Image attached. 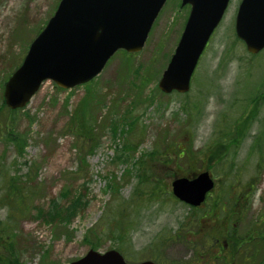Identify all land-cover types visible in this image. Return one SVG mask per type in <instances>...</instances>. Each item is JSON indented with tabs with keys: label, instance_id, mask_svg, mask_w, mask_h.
I'll return each instance as SVG.
<instances>
[{
	"label": "rangeland",
	"instance_id": "1",
	"mask_svg": "<svg viewBox=\"0 0 264 264\" xmlns=\"http://www.w3.org/2000/svg\"><path fill=\"white\" fill-rule=\"evenodd\" d=\"M240 1H229L185 94H164L157 86L189 13L180 0H167L142 50L130 54L128 72L122 55L116 54L92 84L59 90L44 81L28 104L13 113L3 100L4 84L59 0H0V197L7 171L24 183L29 176L26 194L27 189L33 193L29 211L15 212L14 219L0 203V228L10 229L12 237L3 242L7 251L0 247V264H69L94 249L91 244L99 253H125L130 262L160 254L159 263L190 264L195 252H207L211 245L203 239L194 244L190 235L206 236L196 232L200 228L222 239L225 212L242 207L243 228L253 227L261 215L264 219V49L253 56L236 38ZM148 71L152 76L141 88ZM88 93L97 101L99 128L92 142L77 138L69 125L70 113ZM110 114L115 133L106 123ZM124 117L133 121L132 128L123 126ZM125 146L130 148L118 153ZM151 151H158L149 169L160 181L157 194L128 205L136 183L134 160ZM173 151L190 154L169 161L165 154ZM205 151L226 155L210 165ZM204 170L216 186L193 212L172 197L170 182L174 176ZM218 196L223 205L219 219L208 214ZM77 198L80 203L71 217L48 218L37 209L64 213ZM203 214L208 216L202 219ZM124 223L128 233L118 240L110 229ZM173 236L164 245V238Z\"/></svg>",
	"mask_w": 264,
	"mask_h": 264
},
{
	"label": "water",
	"instance_id": "2",
	"mask_svg": "<svg viewBox=\"0 0 264 264\" xmlns=\"http://www.w3.org/2000/svg\"><path fill=\"white\" fill-rule=\"evenodd\" d=\"M230 0H181L190 10L179 41L157 86L169 94L189 91L191 78L212 33ZM166 0H60L42 31L30 43L20 66L4 84L3 100L12 110L25 107L44 81L71 89L98 76L119 50H142L151 27ZM235 35L248 53L264 48V0H241L235 18ZM207 171L193 179L175 178L173 196L198 207L212 190ZM70 264L128 263L115 250L93 249Z\"/></svg>",
	"mask_w": 264,
	"mask_h": 264
},
{
	"label": "trees",
	"instance_id": "3",
	"mask_svg": "<svg viewBox=\"0 0 264 264\" xmlns=\"http://www.w3.org/2000/svg\"><path fill=\"white\" fill-rule=\"evenodd\" d=\"M119 54L122 55L123 59L125 60L123 66L124 72H128L129 69V60L133 57L130 54H126L125 52H119ZM137 72V71H135ZM152 76L150 71H148L143 78L142 81V86L143 87L144 83L149 81V77ZM94 82L92 80L91 82L87 83L86 85H90ZM59 90H62L58 88ZM102 99V98H100ZM254 98L251 99V101ZM134 103V102H133ZM97 101L94 102V96H92L90 93L87 94L84 98L79 100L77 103V106L74 107L72 112L70 113V118H69V125L71 126V130L75 133L77 138L81 140H87L89 142L94 141L95 139V134L97 132V128H99L97 124V117L94 116V111L96 109ZM195 108L196 106L193 105ZM99 109V107H98ZM113 109V108H112ZM18 110H12V112H16ZM109 119H106V123H108V126L112 127V133H115L116 129V120L115 118L111 117V114L109 115ZM125 121H123V126L130 127L132 128L133 121L129 119V117H124ZM109 127V128H110ZM105 128V127H103ZM121 133H126L125 131H121ZM10 138V135H8ZM130 148L129 146H125L122 148V151H119L118 153H125L127 149ZM94 148L91 147L87 153L90 155L94 151H92ZM263 152V151H261ZM190 154V151H173L170 153L165 154L168 156V160L172 161L174 158H177L180 156H188ZM157 155L158 151H151L148 153H145L144 155H141L138 157L136 160H134L133 163V170H134V177L136 178V183L133 187L132 193L130 198L127 200L126 204L131 205L133 202L139 201L140 199H143V196H146L145 198L147 199H152L154 196L157 194V187L159 185L160 181H157V176H153V172H149V169L151 168V163H153L155 160H157ZM206 158L207 161L209 162L210 165L215 164L219 162L225 155V151H205L203 154ZM203 155H200L199 157L202 158ZM130 155L126 157L129 158ZM160 162V161H159ZM166 162V161H165ZM167 165H170L169 163ZM4 176H2V186H3V192L0 197V203L6 204L10 208V212L12 215V218H15V212L17 211H25L27 212L28 210V204L31 203V195L33 194L29 189H27V194H26V187L29 185L28 181H31V178L29 176H26V180L28 179L27 183H24L21 181L19 177H16L15 175H11L9 171L3 173ZM195 173H192V175H185L187 177H193ZM176 177V176H174ZM173 177V178H174ZM165 192H167L165 189H163ZM164 191H161L160 193H164ZM168 194V193H167ZM172 195V194H171ZM173 197V196H172ZM242 196H238V199H241ZM144 198V199H145ZM174 198V197H173ZM243 198V197H242ZM56 202V201H53ZM80 203V199L77 198L74 200L72 203H70L67 207L64 213L57 214L55 213V210L51 211L49 210L48 212H45L42 208L38 207L37 209L39 210V213L47 215L48 218H54L56 216H72L73 211L79 206L78 204ZM223 207L221 198L218 196V198L213 199L211 207L208 209V213L211 215H215L219 213V210ZM242 207H240V211L237 212H243L241 210ZM193 212L196 211V209H192ZM29 211V210H28ZM224 211V208H223ZM234 213V212H233ZM205 214H203L204 216ZM68 217V218H70ZM196 220V219H195ZM198 221V220H196ZM10 229L8 228H0V247L4 248L7 251L6 246L3 245V242L9 243L11 241V235H9L7 232H9ZM110 233L116 234L118 240H122L128 233V226L126 223L118 225L110 229ZM4 234V235H2ZM166 240V238H164ZM157 245H160L157 244ZM90 247L95 249V245L91 244ZM10 253V252H9ZM122 255L125 257V253H122ZM154 261H157L155 259ZM12 264H17L16 260H13L11 262Z\"/></svg>",
	"mask_w": 264,
	"mask_h": 264
},
{
	"label": "flooded vegetation",
	"instance_id": "4",
	"mask_svg": "<svg viewBox=\"0 0 264 264\" xmlns=\"http://www.w3.org/2000/svg\"><path fill=\"white\" fill-rule=\"evenodd\" d=\"M244 215L243 212H234L221 220L226 224L222 239L205 229L199 228L196 231L197 233L201 230L205 231L207 234L203 237L198 238V235L192 233L190 236L194 237V244L204 241L206 244L211 242V245L207 249L208 254L207 252H195V260L190 264H264V247L261 248V243L264 242V231H262L264 219L261 215L253 227L243 228ZM201 239L203 241H199ZM173 240L175 236L171 237L168 242Z\"/></svg>",
	"mask_w": 264,
	"mask_h": 264
}]
</instances>
